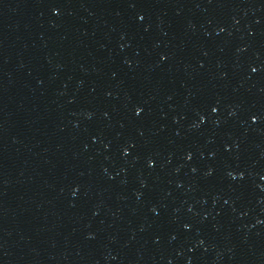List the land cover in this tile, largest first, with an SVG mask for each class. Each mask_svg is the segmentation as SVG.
<instances>
[{
  "label": "water",
  "instance_id": "obj_1",
  "mask_svg": "<svg viewBox=\"0 0 264 264\" xmlns=\"http://www.w3.org/2000/svg\"><path fill=\"white\" fill-rule=\"evenodd\" d=\"M0 264H264V0H0Z\"/></svg>",
  "mask_w": 264,
  "mask_h": 264
}]
</instances>
